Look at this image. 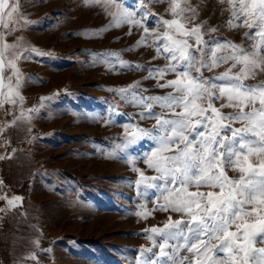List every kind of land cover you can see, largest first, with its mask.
<instances>
[{"label":"rangeland","instance_id":"374dc122","mask_svg":"<svg viewBox=\"0 0 264 264\" xmlns=\"http://www.w3.org/2000/svg\"><path fill=\"white\" fill-rule=\"evenodd\" d=\"M23 1L22 18L35 20L37 27L17 28L11 34L0 27L4 39L17 46L9 49L6 58L32 48L51 55L32 54L18 60L21 83L17 90L23 102L0 103V264H136L145 257L166 261L167 257L159 256L160 238L154 244L144 230L163 227L169 216L176 220L180 214L155 210V190L140 196L135 183L138 173L128 162L135 159L136 168L147 176L156 175L143 159H137L154 142L145 138L126 152L117 150L115 157L108 153L122 143L124 124L135 122L144 128L155 124V119L140 118L143 106L126 102L113 89L139 82L134 91L145 97L172 91L157 87L156 78L144 79L148 68L168 63L163 56L157 57L155 36L138 45L145 35L143 28L131 23L116 26L112 13L117 4L133 11L143 8L154 14L146 25L149 33L162 34L164 27L155 21L174 18L169 11L171 0ZM178 2L191 11L176 18L186 27L201 25L205 40H228L251 51L254 41L244 36L248 29L229 28L226 3ZM211 28L216 31H206ZM122 62L143 68L124 67ZM229 66L221 64L203 74L212 77ZM7 75L11 72L6 68ZM173 78L169 73L165 80ZM260 81L264 73L246 83ZM42 97L51 99L40 107ZM34 108L38 111H30ZM113 109L115 116L110 115ZM153 111L168 112L158 105ZM110 119L116 122L105 123ZM226 170L229 177L239 179L238 171ZM14 197L22 201H15L13 207L8 201ZM141 211L151 215L141 218L136 214ZM254 247L264 244L257 242ZM148 248L152 253L142 256L140 250ZM179 255L193 258L184 250Z\"/></svg>","mask_w":264,"mask_h":264},{"label":"snow or ice","instance_id":"6c2138e0","mask_svg":"<svg viewBox=\"0 0 264 264\" xmlns=\"http://www.w3.org/2000/svg\"><path fill=\"white\" fill-rule=\"evenodd\" d=\"M221 3L228 6L229 28L248 29L244 36L254 41L251 51L228 40H205L201 25L186 27L176 17L191 9L181 7L178 0H171L169 11L174 18L160 17L155 21L164 27L162 34L149 33L146 25L154 14L143 8L133 11L117 4V11L112 13L116 26L131 23L143 28L145 35L137 41L138 45L146 43V37L155 36L152 43L157 57L163 56L168 63L148 68L149 75L144 79L156 78L157 87L172 89L164 96L150 97L134 91L140 87L139 82L113 89L126 102L143 106L140 118L155 119V124L151 128L135 122L124 124L122 143L115 144L108 156L115 157L117 150L126 152L145 138L153 141L154 147L137 159H143L156 175L147 176L135 167V159L128 161L139 176L135 182L139 195L146 197L149 190H155V210L180 214L176 220L169 216L163 227L144 230L154 244L156 237L160 238L159 256L167 260L145 257L136 264H264V247H254L257 242L264 244V81L246 83L264 73V0ZM21 19L19 0H0V27L9 30L7 34L17 30ZM4 36L0 33V103L16 104L19 100L22 104L23 97L17 90L21 83L17 61L27 60L32 54L51 53L32 48L7 59L9 49L17 46L9 44ZM221 64L230 66L218 75L204 76V71ZM122 66L143 68L127 62H122ZM6 68L11 75L5 76ZM169 73L174 78L165 80ZM47 99L51 97L41 98L40 107ZM216 102H220L218 107ZM156 105L167 109V114L154 112ZM226 108L232 111H222ZM110 115H116L114 109ZM237 123L241 126L235 127ZM226 169L238 171L239 179L229 177ZM15 201L22 198L14 197L8 203L14 207ZM136 214L146 219L151 212ZM181 250L193 258L181 257ZM140 252L143 256L145 252L152 253V249Z\"/></svg>","mask_w":264,"mask_h":264},{"label":"crops","instance_id":"0c3cea01","mask_svg":"<svg viewBox=\"0 0 264 264\" xmlns=\"http://www.w3.org/2000/svg\"><path fill=\"white\" fill-rule=\"evenodd\" d=\"M13 2H14V0H13ZM19 3H20V14H21V12L25 10V8L23 6L25 2L23 0H19ZM25 20L28 21L29 23L25 24ZM35 22H36L35 20L29 19V18H22L19 21V27L18 28L19 29H23V28H26V27H29V28L37 27V24ZM6 227H7V225H6ZM45 235H44L45 237L48 236V234H45ZM26 263H29V262H26ZM9 264H13V263L11 262ZM47 264H49V263H47ZM50 264H52V263H50Z\"/></svg>","mask_w":264,"mask_h":264}]
</instances>
